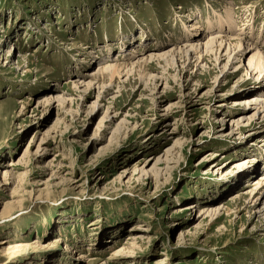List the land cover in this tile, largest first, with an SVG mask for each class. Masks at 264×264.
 Returning <instances> with one entry per match:
<instances>
[{
  "label": "rangeland",
  "instance_id": "obj_1",
  "mask_svg": "<svg viewBox=\"0 0 264 264\" xmlns=\"http://www.w3.org/2000/svg\"><path fill=\"white\" fill-rule=\"evenodd\" d=\"M224 28L217 61L89 77ZM251 47L264 0H0V264H264Z\"/></svg>",
  "mask_w": 264,
  "mask_h": 264
},
{
  "label": "bare ground",
  "instance_id": "obj_2",
  "mask_svg": "<svg viewBox=\"0 0 264 264\" xmlns=\"http://www.w3.org/2000/svg\"><path fill=\"white\" fill-rule=\"evenodd\" d=\"M228 16H230V14ZM187 28L188 27L185 24L183 25L182 30L187 29ZM220 28L221 27L219 25V28H217V30ZM221 31L222 32H219V33L217 32L218 35L211 37L206 43L203 44V46L201 45V43L198 42L199 41L198 39L196 38L189 39L187 35H185L183 39L186 38V41L190 42L191 45L185 44L183 47H180V48L170 47L165 50H159V51L156 50V52H154L153 54H150L149 57L147 56L148 58L147 57L146 59L139 58L137 61L132 62V63L128 60V62L130 63H124V64L115 63L114 65H107L106 68L103 67L99 69L96 73L89 75V77H91V82H94L95 85L101 86L102 88L106 84H111L113 81L115 82L116 79L119 80L121 76L126 77L127 75L132 74L133 77H140V78L145 77L146 78L148 74L147 71L148 69H150L149 65L151 62H156L157 65L165 63L166 66L176 69L175 63H174L175 60L178 63L179 62L181 63V59H183L182 63L187 62L188 55H192L196 57V60H198L200 58V54L202 53V49L204 50L203 53L212 54L210 56H212L217 61L218 51L222 48V44L226 45L225 53H229L231 51L230 49L231 46L238 48L243 42V40L245 41V38H243L239 33L234 34L233 35L234 37H225L223 34H228V33H233V32H229V29H226V28H224V30H221ZM187 32L189 33L190 31H187ZM194 32H195V29H194ZM165 38H167L168 43L171 42L168 38V35ZM251 49H254L256 53L254 57L248 60V66L251 67L253 65L254 69L259 70L260 67H264V55H262V53L258 51L259 49H257V47H251ZM198 51H201V52H198ZM131 53H134V51L132 50ZM73 85H75V83ZM58 101H62V100H58ZM23 105H26V103H24ZM258 177H259V180L256 183L254 182L251 185L253 186V188L255 187L254 189H258L257 197L255 199L258 202L256 206L253 207V210L255 212L254 215L257 216V219L264 221V173L260 174ZM149 216H150L149 214L145 213L143 217L149 218ZM135 239H138V238H135V237L130 238V241L135 240ZM72 254H75V253L72 252ZM115 257L117 256L113 255L111 259H114ZM110 260L106 261V264L110 262ZM78 261L82 263L84 262V264H94L92 262H94L95 260H89L87 262L85 260V256H83L81 258H78Z\"/></svg>",
  "mask_w": 264,
  "mask_h": 264
}]
</instances>
